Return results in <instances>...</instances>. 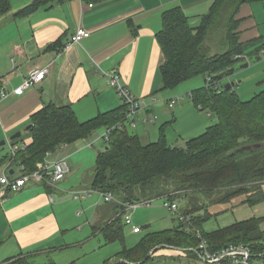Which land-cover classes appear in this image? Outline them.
Wrapping results in <instances>:
<instances>
[{
	"label": "crops",
	"instance_id": "obj_1",
	"mask_svg": "<svg viewBox=\"0 0 264 264\" xmlns=\"http://www.w3.org/2000/svg\"><path fill=\"white\" fill-rule=\"evenodd\" d=\"M13 1L11 12L0 15V80L7 79L5 88L9 92L7 98L0 103V131L5 135L4 140L7 141L18 132H22L23 136L25 128L32 124L31 117L49 104L71 106L81 122L122 107L123 100L109 86V73L120 75L122 84L132 95L149 104L133 116L136 128H128L140 136L145 144L157 142L161 126L167 124L165 134L168 144L183 147L188 139H182L181 134L172 139L168 136L179 122L176 115L185 117L189 113V123L198 116L194 133L202 131L201 135L216 124V116L208 111L204 114L193 104L185 107L184 104L176 102L173 107L169 106L171 100L177 98L170 94L172 90L160 91V68L164 63V56L156 37L162 29V14L166 10L181 7L186 13L189 9V22L192 25L194 18L192 26L196 27L201 17L208 13L214 0H105L99 3L66 0L57 2L58 5L47 4L22 15L17 13L29 7L32 1L28 0L18 9H13ZM236 19L240 21L236 32L241 43L257 40L264 43V2L244 4ZM80 26L91 33L90 37L79 44L60 49L70 41ZM258 57L247 68L237 71L242 72L244 79H249L255 72L250 66L264 61V49ZM42 68H48L44 81L21 95L13 93L32 71ZM243 81L237 84H242ZM262 82L263 80L257 81L255 85ZM204 85L205 79L202 86ZM160 94L163 95L159 96ZM104 132L105 129L100 128L94 134L101 135L102 138ZM87 140L61 148V157L66 162L71 160L68 164L70 174L63 181L52 185L28 183L19 192L10 193L0 200V264L18 259L26 260L27 264H56L51 260L50 263L43 262L42 258L53 251L61 252L97 238L108 244L101 231L117 217H120L125 230V214L115 203H107L103 199L99 201L97 192H91L79 199H75L72 194L92 190L95 171L91 177L88 176V171L80 160L81 155L87 152L85 144H82ZM31 141L28 133L23 141L14 144L19 150H23ZM91 145L93 148L94 144ZM55 151L56 149L50 151L44 160L53 161L58 155ZM6 165L7 162L0 167V177ZM7 171L12 178L20 175L15 164ZM70 196L80 203L81 210H77L76 216L86 214L87 218L83 223L89 224L91 229L90 238L74 244L67 239L71 231H76L70 226L69 211H66ZM181 203V207L189 208V196ZM160 208L147 216L144 222L147 225L145 228H148L146 234L179 226L173 214L158 218L155 213ZM211 208L208 207L209 213ZM205 211L202 209L199 214L204 216ZM216 212L225 219L216 226L211 225L210 218L205 221L202 230L207 234L249 220H258L260 229L264 232V201L253 206H217ZM75 222L79 224V220ZM158 225L165 228L155 229ZM127 226L132 229L133 226L141 227L134 221L133 225ZM81 229L83 230V226L79 224V231ZM132 229L131 234L139 235L144 232V227H141L140 233H134ZM85 246L84 244L83 247ZM193 254L188 256L184 250L163 246L153 253L154 261L151 264H203L196 249ZM116 258L117 256L109 260L113 262Z\"/></svg>",
	"mask_w": 264,
	"mask_h": 264
},
{
	"label": "trees",
	"instance_id": "obj_2",
	"mask_svg": "<svg viewBox=\"0 0 264 264\" xmlns=\"http://www.w3.org/2000/svg\"><path fill=\"white\" fill-rule=\"evenodd\" d=\"M31 4L17 15L28 14L54 2L66 0H31ZM99 3L105 0H83ZM12 0H0V15L12 10ZM264 0H214L209 12L193 27L189 17L174 7L162 14V29L157 33L164 63L160 73V91H171L179 85L203 76L205 85L190 93L193 105L202 112H211L216 124L200 136L188 140L183 147L170 146L165 129L160 128L157 142L145 144L140 136L125 130H115L106 142V148L96 158L92 189L111 193L121 212L124 205L150 199L177 201L182 205L189 196V208L194 227L201 230L209 248L220 249L230 244H252L264 240L258 220H249L207 234L202 224L212 217L208 207L256 205L264 201V90L250 100L243 101L234 86L225 89L224 80L247 68L258 59L264 43H241L236 32L240 8L247 3ZM225 33V50L210 54L205 47L212 32ZM65 44L60 47L63 49ZM123 105L110 112L81 122L69 105L49 104L31 117L29 130L32 141L19 150L15 162L28 171H34L46 154L61 145H70L91 137L100 128H109L126 120ZM23 141V136L12 143ZM259 144L251 151L239 152L245 145ZM11 159L9 153L0 154V167ZM45 185V184H44ZM209 200V203L207 202ZM205 209L204 216L200 211ZM105 242H124V225L117 217L102 231ZM199 239L195 231L179 226L161 232L146 234L132 248L124 247L117 258L103 264H151L155 248L170 246L193 254ZM192 249V250H189ZM154 252V253H155ZM146 259V260H145ZM5 264H26L15 260Z\"/></svg>",
	"mask_w": 264,
	"mask_h": 264
},
{
	"label": "built area",
	"instance_id": "obj_3",
	"mask_svg": "<svg viewBox=\"0 0 264 264\" xmlns=\"http://www.w3.org/2000/svg\"><path fill=\"white\" fill-rule=\"evenodd\" d=\"M90 7H92V4H90ZM90 35L91 33L88 30L82 26L78 27L70 41L65 44L63 50L75 44H79L83 39L90 37ZM47 72L48 68L36 69L35 71H32L22 83V85L16 88L13 93L18 95L23 94L36 84L44 81ZM108 75L109 86L117 91L118 95L123 100V105L127 107V111L124 113L126 116L125 122L105 129V132L102 135V138L105 140V142L110 139L112 132L115 130L121 131L125 130L126 128H130L131 130L135 129L136 122L133 119V116L149 105L144 101L136 99L135 96L132 95V93L122 84L120 75L117 73H109ZM6 81V78H2L0 80V103L9 95V92L5 88ZM153 102H156V99H153ZM175 103L176 100H171L169 106L173 107ZM154 119L155 118H153V120ZM6 145L10 147L9 154L11 159L7 161V167L0 177V200H3L10 193L19 192L28 183L52 185L54 183L63 181L70 174V167L68 163L66 162L65 158L61 157L60 155L61 148L66 147L67 145H61L57 147L55 151V153H58L57 157L51 162L43 160L42 162L38 163L34 171H28L24 165L15 162V157L19 152V149L11 142V140L7 139ZM49 154L50 152L47 153L46 156ZM14 164L18 166L20 175L18 177L12 178L7 173V170ZM91 192H97L100 194L103 200L107 203H112L115 201V198L111 193H102L93 189L84 192H73L72 194L75 199H79L80 197H85ZM155 201H157V199H150L124 205L122 213L125 214V223L127 225H133L132 216L130 213L140 207H151ZM162 202L163 207L177 217L178 223L183 227L184 230L195 231L199 239L196 253L203 264H264V240L252 244H230L223 246L220 249L212 250L209 248L207 240L203 237L201 230L194 227L192 215L186 214L182 211L181 204H179L177 201H172L167 197ZM132 230L134 233H140L141 227L133 226Z\"/></svg>",
	"mask_w": 264,
	"mask_h": 264
},
{
	"label": "rangeland",
	"instance_id": "obj_4",
	"mask_svg": "<svg viewBox=\"0 0 264 264\" xmlns=\"http://www.w3.org/2000/svg\"><path fill=\"white\" fill-rule=\"evenodd\" d=\"M27 1L28 0H14L13 9H18V8L23 7ZM186 14L188 17H189V14H191L189 13V9L186 10ZM194 20L195 19L192 18V21H191L192 25H194ZM205 47L208 48L210 54H218V53L223 52L225 50V33L222 31L212 32L206 41ZM250 67L251 68L253 67L255 69V72L250 76L249 79H244V76L241 75L242 72H237L234 76L222 82L224 86L227 85L228 83H234V86L236 85L235 91L239 94L240 98L244 101L250 100L256 94L264 90V61L256 62ZM241 80H244L243 83L237 84ZM260 80H263V82L259 85H255V83ZM203 84H204V77L199 76V77H196L194 79H191L179 85L177 88L172 90L170 94L175 95V98H177L176 102H178L179 104H184L185 107H189V104L191 105L193 104L190 98V93L192 92V90L199 88L198 86H202ZM161 95L163 94H160L159 96ZM203 113L206 114V112H203ZM213 116L215 117L214 114ZM176 117L178 118L179 122L175 127L172 128V131L168 135L170 136L171 139L177 138V135L179 136L180 134L182 135L181 138L184 140L186 139L190 140L191 138H194L193 136L198 137L201 135L202 131H200L199 133H194L195 123L198 122V116L195 117L191 123H189V118H190L189 113H186L185 117L184 115H181V116L176 115ZM193 134H199V135H193ZM27 135L28 133L24 131L23 138L25 139ZM100 136L95 135L93 133L92 137L87 138L88 139L87 142L84 141L82 143V144H85L87 152H85L84 155L83 154L81 155L80 160L84 166V169L88 171V176L90 177L92 174H94V171H95L96 155L98 154V152H103L106 148V145L104 144L105 140L103 138H100ZM0 137H1L0 141L5 139V135L3 132L1 133V131H0ZM91 144H94L93 148ZM76 145L78 146L79 144H76ZM175 146L176 145H174V147ZM6 152L8 153L10 152V147H8V145H5L3 148H0V153H6ZM63 156L65 155L63 154ZM68 160H67L68 164L71 163V160L69 161ZM97 196H98L99 201L103 199L101 195H100L101 198L98 194ZM69 201H70L69 205L67 206V209H66V211H69L68 222L70 226L74 227L76 231L75 232L71 231L67 239L72 240L69 242H71V244H74V242L80 241L84 238L86 239L90 238L89 235H90L91 229H90L89 224L83 223V221L87 218L86 214H83L81 217L76 216L77 210H81L79 201L73 200L72 197L69 198ZM207 202L209 203L208 199H207ZM100 203L103 204V202H100ZM159 206L163 207V202L157 200L156 202H154V204H152L151 207H140L130 213L134 223H136L138 226L144 227L143 229L144 232H142V234H139V235L131 234L130 233V230L132 229L131 226L125 225L123 243L116 241V242L106 244L104 243L102 239L97 238V239H94V241L92 240V242H89V243L85 242L84 243L86 245L85 247H83L84 245L83 244L81 246L71 247L61 252L53 251L47 254L46 256H44L42 258V261L47 262V263H50L52 261V262H56V264H103L109 259L117 256L121 251H123L124 247H127L128 249L134 247L140 241V239L144 237L143 235L148 232V228H145V226L147 225H145L146 223L144 222L146 221L149 213L152 212L153 210H156L157 208H160ZM160 209H161L160 211H157L155 213V215L158 218H163L166 216V214L167 215L172 214L170 213V211H168L164 207ZM216 211H217V206L216 208L215 206H213L210 210L211 215H212V217L210 218V222H211V225H214V226L222 223V221L225 219V217L222 214L218 215ZM72 213H73V216H72ZM76 220H79V224L83 226V230L81 229L79 231V224L75 222ZM154 228L159 230L165 227L155 226Z\"/></svg>",
	"mask_w": 264,
	"mask_h": 264
},
{
	"label": "water",
	"instance_id": "obj_5",
	"mask_svg": "<svg viewBox=\"0 0 264 264\" xmlns=\"http://www.w3.org/2000/svg\"><path fill=\"white\" fill-rule=\"evenodd\" d=\"M55 5H58L57 1L54 2ZM232 86H234V83H228L227 85H225V89H230ZM33 127V124H30L28 125L26 128H25V131H29L31 130V128ZM22 136V132H18L16 133L15 135H13L9 140L11 141H14V140H17L19 138H21ZM7 144V141L6 140H2L0 141V148L4 147L5 145ZM259 147H261V145L259 144H253V145H245L243 147H241L240 149H238L239 152H245V151H251L253 149H258ZM156 248L153 249L147 256L146 259H148L154 252H155ZM145 259V260H146Z\"/></svg>",
	"mask_w": 264,
	"mask_h": 264
}]
</instances>
